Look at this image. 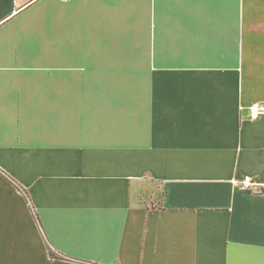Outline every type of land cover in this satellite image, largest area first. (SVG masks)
I'll use <instances>...</instances> for the list:
<instances>
[{
    "label": "crops",
    "instance_id": "1",
    "mask_svg": "<svg viewBox=\"0 0 264 264\" xmlns=\"http://www.w3.org/2000/svg\"><path fill=\"white\" fill-rule=\"evenodd\" d=\"M256 103L264 0H0V264H264Z\"/></svg>",
    "mask_w": 264,
    "mask_h": 264
},
{
    "label": "built area",
    "instance_id": "2",
    "mask_svg": "<svg viewBox=\"0 0 264 264\" xmlns=\"http://www.w3.org/2000/svg\"><path fill=\"white\" fill-rule=\"evenodd\" d=\"M264 115V104L256 103L251 107V118L257 119L258 117ZM257 183L252 178H245L244 180L238 182V187L242 191H255L257 189Z\"/></svg>",
    "mask_w": 264,
    "mask_h": 264
},
{
    "label": "trees",
    "instance_id": "3",
    "mask_svg": "<svg viewBox=\"0 0 264 264\" xmlns=\"http://www.w3.org/2000/svg\"><path fill=\"white\" fill-rule=\"evenodd\" d=\"M21 191L23 192V193H25V195L27 196V192L24 190V189H21ZM50 249V254H51V257H53V258H56V257H58V255L51 249V248H49Z\"/></svg>",
    "mask_w": 264,
    "mask_h": 264
}]
</instances>
